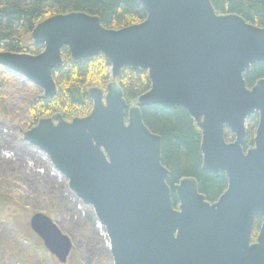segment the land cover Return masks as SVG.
Instances as JSON below:
<instances>
[{"label": "water", "instance_id": "obj_1", "mask_svg": "<svg viewBox=\"0 0 264 264\" xmlns=\"http://www.w3.org/2000/svg\"><path fill=\"white\" fill-rule=\"evenodd\" d=\"M143 21L118 29L81 11L56 13L32 30L38 54L0 51V66L52 98L61 48L71 59L103 55L112 80L89 87L92 109L67 121L41 118L23 139L44 152L91 206L104 227L112 264H264V77L247 87L244 74L264 63V26L216 13L210 0H139ZM124 67L147 71L150 89L129 106L116 78ZM183 107L201 131L202 169L223 172L227 188L214 202L193 177L175 184L173 206L161 137L144 124L141 107ZM257 112L254 145L243 149L246 119ZM125 116L127 120H125ZM225 127L234 134L226 141ZM262 222L251 241L255 217ZM29 227L59 263L71 238L43 212Z\"/></svg>", "mask_w": 264, "mask_h": 264}, {"label": "trees", "instance_id": "obj_2", "mask_svg": "<svg viewBox=\"0 0 264 264\" xmlns=\"http://www.w3.org/2000/svg\"><path fill=\"white\" fill-rule=\"evenodd\" d=\"M210 1L218 14L234 13L249 23L264 26V0ZM73 11L98 16L101 24L110 29L136 24L146 17L139 0H0V50L34 55L40 53L43 44L33 43L30 39L33 28L56 13ZM61 56L62 66L52 72L56 93L52 98H45L40 91L32 98L26 107L25 119L22 120V135L25 130L36 125L39 119L51 117L56 113H60L67 121L88 115L93 105L87 92L88 88L99 87L105 91L106 85L112 80L110 63L101 54L74 62L68 48L63 46ZM3 75L6 76L5 73ZM263 77L264 63L252 65L244 74L247 87L253 86ZM116 82L120 85L123 98L129 106L136 103L137 98L148 91L151 85L147 71L130 67L121 70ZM0 86L4 87L2 82ZM3 101L4 94L0 92V114H5L1 112ZM141 115L149 130L161 137V162L168 170L166 181L171 188L173 206L178 204L174 186L183 177L195 178L198 190L205 199L209 202L216 201L227 188V178L223 172L214 176L212 172L202 169L201 131L187 110L183 107L166 108L151 104L141 107ZM258 122L257 112L246 119L244 150L254 145ZM224 137L228 142L234 140L233 132L227 127ZM11 206L25 210V213L17 210L10 212L8 209ZM29 209V205L0 194V217L11 222L20 239V243L13 240L14 246H21L19 248H22L25 254L29 252L34 256L46 252L54 264H57L53 256L47 253L42 240L31 231L29 217L38 210ZM46 214L56 220L59 211L54 207ZM261 222V216L257 215L252 225V242L256 240ZM83 229L90 231L86 222ZM67 233L74 241L76 231L72 228L71 232ZM4 251L6 252V249H2L0 253L1 262L6 261ZM12 251V255H7V260L15 258V263L18 261L21 264H45L40 258L32 260V257L19 256V249ZM65 264H81L73 247Z\"/></svg>", "mask_w": 264, "mask_h": 264}, {"label": "rangeland", "instance_id": "obj_3", "mask_svg": "<svg viewBox=\"0 0 264 264\" xmlns=\"http://www.w3.org/2000/svg\"><path fill=\"white\" fill-rule=\"evenodd\" d=\"M1 82L4 85L0 86V92L4 94L1 112L5 114H0V194L21 204H27L30 206L29 210H38L36 212L46 214L55 207L59 215L58 219L53 221L61 231L68 236L67 232L70 233L72 228L76 231L74 241L71 239L72 247L81 264H112L109 240L92 207L83 204L68 188L67 179L53 167L44 152L23 139L21 125L25 119L26 107L42 90L24 76L2 66ZM16 208L18 207L11 206L8 210L25 213V210ZM85 222L90 231L83 229ZM10 223L8 219L0 217V246L6 249V261L0 260V264H21L18 261L15 263V258L7 260V255H12L13 249H19V256L23 255L24 258H40L45 264H54L46 252H38L39 254L34 256L29 252L25 254L18 244L19 247H15L13 240L20 243V239ZM53 258L57 264H65L59 263L55 256Z\"/></svg>", "mask_w": 264, "mask_h": 264}, {"label": "flooded vegetation", "instance_id": "obj_4", "mask_svg": "<svg viewBox=\"0 0 264 264\" xmlns=\"http://www.w3.org/2000/svg\"><path fill=\"white\" fill-rule=\"evenodd\" d=\"M212 203V202H211Z\"/></svg>", "mask_w": 264, "mask_h": 264}]
</instances>
